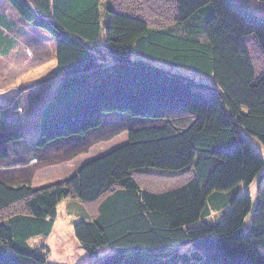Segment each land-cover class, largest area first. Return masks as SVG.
<instances>
[{
  "label": "trees",
  "instance_id": "trees-1",
  "mask_svg": "<svg viewBox=\"0 0 264 264\" xmlns=\"http://www.w3.org/2000/svg\"><path fill=\"white\" fill-rule=\"evenodd\" d=\"M5 1L53 41L60 78L33 137L0 130V162L27 139L37 153L64 145L66 161L128 139L48 186L12 174L27 165L0 171V264H47L49 249L30 241L50 236L65 200L79 206L75 238L100 264H264V187L255 210L250 189L264 157L249 140L264 147V15L238 0H167L174 26L153 27L115 0ZM15 27L0 17V56L16 46L5 36ZM114 116L145 123L108 134ZM148 178L159 185L143 186Z\"/></svg>",
  "mask_w": 264,
  "mask_h": 264
},
{
  "label": "rangeland",
  "instance_id": "rangeland-1",
  "mask_svg": "<svg viewBox=\"0 0 264 264\" xmlns=\"http://www.w3.org/2000/svg\"><path fill=\"white\" fill-rule=\"evenodd\" d=\"M131 1L132 0H115V2L118 5H121V8L123 9H135L137 11L136 13L144 17L145 20L153 27L174 26L176 10L173 2L167 0H134V2L131 3ZM238 1L247 6L251 12L256 14L255 17L260 18L264 15L262 14V0ZM36 38L38 39L39 37ZM39 44L40 43L37 42L34 45H22L21 48L10 57L3 60L0 59V92L5 91L3 93H8L9 97H14L13 95L18 93L23 94V96L28 94V99H31L34 96L35 91L39 92L41 90V92H43L41 97H44L46 101L52 98L53 93L56 90L57 82L60 78V75L57 72L55 49L54 45L51 43L43 42L41 45ZM154 65L197 81L207 83L211 82V80L198 76L192 71L185 69H170L161 63H155ZM27 96H25V98ZM14 110L21 113L18 109ZM114 117L107 119L106 133H108L111 128H114L115 132H117L118 130L121 131L131 127V124L141 125L142 123H145L133 120L129 123L126 120ZM108 127L110 128L108 129ZM114 130L111 132H114ZM29 137H33L31 132ZM101 138L103 137L101 136ZM127 139V131L120 132V134L112 140L95 145L88 154L81 155L72 161H66L71 153L67 152V147L64 148V145L55 146L54 148L49 147L45 150V152L37 153L33 150L34 147L32 142L27 139L23 146L25 147L26 145H30L32 148L25 147L26 150H20L22 148L14 149L11 152V159L8 163L0 162V171L5 172L9 167H19V164L27 165V168L30 170L29 172L16 169L12 171L14 172L12 174L20 179H25L33 175V188L48 186L71 177L73 173L85 162L120 147L127 142ZM249 140L253 144L255 150L264 157V147L262 144L257 139L252 137H249ZM59 147L61 148L60 151L58 150ZM19 153H21L20 155H22V157L23 155L27 156V158L23 157L25 161L22 163L18 160L17 155H19ZM35 156L39 157V162H37L34 158ZM31 157H33L32 160ZM28 163L32 167H28ZM12 174L10 176H12ZM261 177V183L256 180L250 188L253 210H255L257 206L259 189L260 187H264V170ZM154 181H156V179L150 178L149 181L146 179L141 180V183L146 187L148 185L154 186L151 184L155 183L159 185L158 181ZM163 182L171 185L174 181H170V179H168ZM76 206L78 205L73 203L71 200H65L60 203L57 208L58 217L50 236L35 238L30 241V245L33 248H40L42 245H45L49 249V252L46 253L47 264H100L99 260H92L91 257H89L74 236L73 226L76 222L80 221L79 215L76 212L78 210ZM84 208L91 215H95V205L85 206ZM252 217L253 212L246 221L247 225L251 222ZM109 255H111V251L109 249L102 250L99 253V259H103ZM84 256L87 257L89 261L85 260Z\"/></svg>",
  "mask_w": 264,
  "mask_h": 264
},
{
  "label": "crops",
  "instance_id": "crops-1",
  "mask_svg": "<svg viewBox=\"0 0 264 264\" xmlns=\"http://www.w3.org/2000/svg\"><path fill=\"white\" fill-rule=\"evenodd\" d=\"M5 16L7 20L12 21L16 24V27L14 28V32L12 34H6V37H9L14 42H16V46L11 51L9 56L4 57L0 56V59H6L13 55L18 49L21 48V46H29L34 45L37 42L41 43L47 42L54 45L55 54H56V47L55 44L50 40V38L46 35H44L42 32L33 29L31 26H28L24 21L20 19L18 14L14 11V9L5 1L0 0V17ZM36 37H39L38 39ZM59 81L57 82L58 85ZM56 86V90H57ZM53 93L52 98L48 99L46 101L44 97H41L43 92L41 90L39 92H34V96L30 99H28L27 95L18 93L13 95L14 97H9L8 93H3L5 91L0 92V130L6 129V130H19V131H25L27 134L32 133L34 135V132L37 133L39 130L41 121V115L46 107L48 105L55 93ZM31 91V90H30ZM25 96H27L25 98ZM28 99V100H27ZM14 106L12 109L11 107ZM15 107H19L20 109H23L22 113H18L16 110H14ZM3 128V129H2ZM24 158H27L26 155H23ZM21 157L22 162H24V158ZM74 203V202H73ZM77 204V203H76ZM55 226V225H54ZM85 257V256H84ZM85 260L89 261L87 257H85Z\"/></svg>",
  "mask_w": 264,
  "mask_h": 264
}]
</instances>
